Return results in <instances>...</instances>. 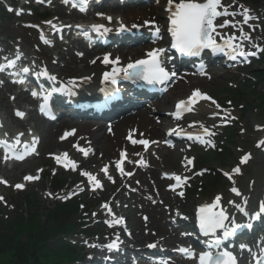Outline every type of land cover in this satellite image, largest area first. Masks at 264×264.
Segmentation results:
<instances>
[{
	"label": "snow or ice",
	"instance_id": "6c2138e0",
	"mask_svg": "<svg viewBox=\"0 0 264 264\" xmlns=\"http://www.w3.org/2000/svg\"><path fill=\"white\" fill-rule=\"evenodd\" d=\"M84 0H76L73 6H81V10H84L82 5ZM171 15L169 17L171 22V27L168 31L173 37L172 48L176 49L179 53L186 56H199L203 50H210L212 54H223L229 56L230 59L235 60L237 55L241 57H247L252 55L250 52H245L243 50V45L245 41H251L252 37L249 34L243 32V29H238L240 31V36H236L232 33L230 36H225L223 34L217 33V28H223L228 25L236 27L240 23L246 24L251 18L249 15L245 14L243 21H235V16L237 13L231 10L235 7L233 3L227 2V0H168ZM11 11V9H9ZM245 13L249 10L245 9ZM102 15V14H98ZM221 16H231L232 21H223L220 24H216L215 21ZM108 22L111 23V17H108ZM150 23L149 21L145 22ZM133 27H137L133 25ZM92 30L98 36H104L111 31L104 25H93ZM126 30L125 26L121 23V28L119 31ZM159 28L155 29L156 35L159 34ZM213 33L221 36L222 43H218L214 38ZM43 39V37H42ZM155 42V41H153ZM256 45H254L255 47ZM166 49L164 48H154L146 53V59H139L134 63H129L126 68L119 69L115 68L112 72H105L103 74V79L105 82H110L111 84L117 83V77L123 73V78L126 79H138L146 81L149 84H166L171 77L176 75L175 71L166 70L164 59ZM82 55V54H81ZM20 59L17 55L15 60L5 57L7 61L6 64L0 65V71H5L16 67V62ZM102 62L105 65L113 64L118 62L117 60H112L110 54H105ZM22 73L27 76L30 73V69L25 67L22 69ZM11 74V73H10ZM51 81L55 82L56 77H50ZM85 81L88 77L84 78ZM70 87L64 89L68 95H74V89L77 87L76 82H68ZM32 95L35 97L36 93L33 92ZM211 99L206 94L201 93L199 90H195L192 96L189 98L187 103L181 101L176 105L177 112L176 117L180 118V110L187 109L188 111H193L191 107L199 100H209ZM215 103V101H213ZM42 111L44 110L42 106ZM201 127H204L201 124ZM205 133L212 135L207 128H204ZM130 138V137H129ZM191 138V136H189ZM133 144L137 141L133 140ZM139 143L147 146L150 142L148 140H140ZM264 144V140L260 141ZM4 147L7 148L5 144ZM242 163L244 158H242ZM118 166V165H117ZM235 171H239L236 169ZM88 180H94L95 177L84 173ZM28 179H32L28 177ZM178 179V178H177ZM18 188L22 187L17 185ZM232 192L236 196H241V192L233 187ZM222 197L217 196L215 202L205 205L199 209V227L200 231L204 236H212L213 240L207 243V249L203 254L199 256V264H240V261L244 258L243 253L248 254V264H264V247H261L258 252H254L253 248L246 243H241L239 245V253L237 255L233 251H218L213 254L212 249H220L222 245H226V242L230 241L238 232L241 230L251 229V224H245L244 222H238L235 216H231L223 205H221ZM235 209L238 210L239 214L245 217L251 218H261L264 217V201L260 202L259 208L255 213H250L247 210V198L243 199L242 203H236L235 201H229ZM107 207V205H105ZM227 222V223H226ZM222 232V236L217 235V231ZM149 248L155 247V245H149ZM109 250L113 248L116 250L118 246L116 243L108 245ZM185 256H191L192 254L188 249L180 250Z\"/></svg>",
	"mask_w": 264,
	"mask_h": 264
},
{
	"label": "bare ground",
	"instance_id": "6f19581e",
	"mask_svg": "<svg viewBox=\"0 0 264 264\" xmlns=\"http://www.w3.org/2000/svg\"><path fill=\"white\" fill-rule=\"evenodd\" d=\"M107 11L110 12L111 14H114V13L118 14L119 16L124 17L125 20H129L130 22H133L134 17L140 18L141 15H144V14L149 15L148 12L144 8H135V9H129V10H117L114 7H109V9ZM152 13H156L159 16L161 15L159 13L158 9H152ZM238 21H242V19H238ZM247 34H249L252 37L251 41L253 39H255V37H253V35H252L251 30L249 32H247ZM20 36L26 44H28L29 46H32L34 48V50L36 52H38L37 35L34 32H32L30 29H27V30L23 31L20 34ZM119 38L121 39V37H119ZM118 42H122V41L118 40ZM247 42H249V41H247ZM151 43L154 44L153 42H151ZM246 43H244V44H246ZM145 48H146V46H142V48H141L142 51H144ZM139 49H140V46L136 47L134 49L135 54H139ZM47 52H46V50H43V54H47ZM115 55H118L123 60H126L127 58L133 57V55H131V52H129V55L126 56L125 54L119 55L118 51H115ZM38 61H41L40 55L38 56ZM47 62L48 63H45V62L42 63L44 65V69L46 67L50 71L53 70L52 68H50V65H52L53 62L50 59H47ZM81 63L83 64V69H88V70H90V72H95L96 70H99L98 65H96L95 67H92V68L87 67L86 60H83ZM59 72L61 73V75H64L66 77H75L79 73L84 72V70L59 69ZM178 89H181V87H179ZM178 89H175L174 91H169L168 94L173 95L172 97H175L178 93L177 92ZM153 94H155V96L157 97L156 99H159V101L154 106L151 105L149 110H143L139 114H136L134 117L126 118L122 122H118L117 124H115V126H114L115 127L114 128L115 129L114 130V138H110V137L106 136L105 133L102 134L101 132H99L98 129H100V128H98L96 125H90V127L94 128V130H89L87 126L79 129L81 132L80 134L90 136L91 140L93 141V144L95 146H97L100 149V152L103 153L107 157L111 154V151H113L116 147H119L122 145V143H123L122 137L124 136V133L126 132V130L129 129L131 126H137L140 129L139 130L140 133L142 131H146L147 133L152 134V135H156V136L159 135V133L162 129L159 128L156 125V123L150 119V114L152 113L151 111L158 113L161 111L160 109L163 110V108H160V105L164 106V105H166V103L170 102V100H167L166 98L162 99L160 90H154ZM130 101H132V100H130ZM133 101L137 107H140L142 105L140 103V101H138V100H133ZM205 105L207 106V109L209 111L208 115H206L207 111L205 110V108H201L199 111H195L194 113H192V115L194 118H199L200 120H202V122L204 124L210 123L209 125L213 129H216L219 126V124L221 123V121L215 117V115L218 113H217L216 109H214L213 105L206 100H205ZM132 111L135 112V111H137V109L134 108ZM230 115H233V113H230ZM109 119L115 120L116 117L112 115ZM51 136L56 137V132L54 131V135H51ZM261 138L264 139V131L258 135L257 140L261 139ZM51 140H53V139L51 138ZM137 149L139 150V148H137ZM260 149L262 150V149H264V147H261ZM176 151L177 150H175L174 152L170 151V150H165L166 154H164L162 156L164 160L161 162V165L166 163V166L167 165L174 166V163L176 162V156L174 154ZM182 167L186 168V166H182ZM259 168H260V170L258 169L257 172L254 171L253 176L256 180L258 179L257 178L258 175L264 174V167H262V168L259 167ZM229 175H230L229 180L232 181V183H236L239 181V179L235 175H232V174H229ZM249 178L241 181L242 182V184H241L242 188L240 189V191L242 193L246 192L248 189V183H246V182L249 180ZM152 179L153 180L160 179L159 174L157 173V176L153 177ZM147 182H148V180H147ZM217 196L222 197L221 205H223L225 208H227V210L231 208V204H229L228 202L229 201H235V199L237 198V196L235 194L231 195V194L226 193V192L218 193ZM255 199H256L255 197H252V198H249L247 200V209L249 206L250 207L252 206L251 203H253L255 201ZM131 210H138V209L136 206L135 207L132 206ZM148 212L154 216V219H153L151 225L159 228L161 231H163L165 233L166 238H165V240H163V242L164 243L166 242V245H168L167 243L172 244V241H175L173 239V235L170 234V229L167 227V225L165 223H163V221L161 219H157V216H158L157 210L155 208H153V209L149 210ZM129 213L130 212L128 211L127 214H129ZM114 220H116V219H114ZM136 224L138 225V227L140 229L141 223L139 221H136ZM143 238H145V237H139V238H136V240L143 239ZM166 247H169V246H166Z\"/></svg>",
	"mask_w": 264,
	"mask_h": 264
},
{
	"label": "trees",
	"instance_id": "16d2710c",
	"mask_svg": "<svg viewBox=\"0 0 264 264\" xmlns=\"http://www.w3.org/2000/svg\"><path fill=\"white\" fill-rule=\"evenodd\" d=\"M34 217L31 212L29 218L20 215L15 226L0 233V264L7 257L10 258V264H54V261L50 263L52 257L58 258L55 261L61 264V259L70 260L74 257L76 250L73 246L51 241L59 237L56 217L51 222L50 215L44 224H39Z\"/></svg>",
	"mask_w": 264,
	"mask_h": 264
},
{
	"label": "rangeland",
	"instance_id": "374dc122",
	"mask_svg": "<svg viewBox=\"0 0 264 264\" xmlns=\"http://www.w3.org/2000/svg\"><path fill=\"white\" fill-rule=\"evenodd\" d=\"M21 28V25H18L13 19L10 21H0V33L4 34V37L2 39H9L10 36H14L16 38L19 37V34L17 31H19ZM16 42V41H13ZM256 83V79L254 81ZM260 84L258 85L257 91H259L260 94H264V80H261L259 82ZM216 87L218 88V92L220 91V83L218 82L216 84ZM257 99V98H256ZM241 100H246L250 101L253 103L254 110H248L244 109L242 112V117L239 123H236L233 128L234 134L232 136V142H231V147L228 149L229 150V155L228 158L222 161L221 163L215 164L212 166V168H219L220 171L219 173L222 174L223 171H227L228 167L231 165L236 164L237 158L240 156L241 152L238 151V149L243 148L249 149L253 147L254 143V125L259 124V125H264V109L259 108V100H255L251 93L246 94V98H243ZM254 100V101H253ZM247 103V102H246ZM243 130L245 131L244 133ZM264 153H259L258 157L260 160H264ZM259 164V163H255ZM21 172L18 171V173ZM72 177H67L68 180H71ZM46 181V180H45ZM44 185H48V182L46 181ZM40 185H35L31 190L35 192V194H38V197L41 201L42 206L45 207L48 204H51L53 200L49 199L45 195V189H39ZM5 193L7 194V197L9 200H12L14 198L13 192L11 190H5ZM11 209L6 210L5 207H2L0 205V227L3 226L4 221H12L14 214L10 212ZM3 264H10V258L7 257L3 262Z\"/></svg>",
	"mask_w": 264,
	"mask_h": 264
}]
</instances>
